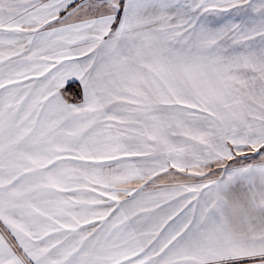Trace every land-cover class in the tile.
<instances>
[{"label": "snow or ice", "instance_id": "6c2138e0", "mask_svg": "<svg viewBox=\"0 0 264 264\" xmlns=\"http://www.w3.org/2000/svg\"><path fill=\"white\" fill-rule=\"evenodd\" d=\"M0 264H264V0H0Z\"/></svg>", "mask_w": 264, "mask_h": 264}]
</instances>
